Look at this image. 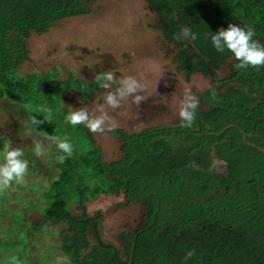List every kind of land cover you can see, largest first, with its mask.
I'll list each match as a JSON object with an SVG mask.
<instances>
[{"label": "trees", "instance_id": "trees-1", "mask_svg": "<svg viewBox=\"0 0 264 264\" xmlns=\"http://www.w3.org/2000/svg\"><path fill=\"white\" fill-rule=\"evenodd\" d=\"M93 1L0 0V100L27 107L31 119L40 121L34 125L40 134L64 137V126H71L65 120V93L75 87L86 101L99 85L59 84L55 73L21 75L20 67L30 59L25 39L91 14ZM146 2L179 51V73L187 81L194 74L211 79L202 96L205 107L198 106L191 128L179 121L132 134L113 130L124 156L111 162L86 127H73L80 141L44 192L43 217L66 226L61 251L72 264H264V66L239 68L232 54L217 52L210 39L233 24L253 29L254 39L264 44V0ZM182 29L185 35L196 33V40L178 39ZM225 65L231 73L220 78ZM41 106L51 110L48 120ZM215 158L228 165L225 178L212 168ZM120 194L127 205L147 208L145 226L124 234L125 252L102 240V212L87 211L100 196Z\"/></svg>", "mask_w": 264, "mask_h": 264}, {"label": "rangeland", "instance_id": "rangeland-1", "mask_svg": "<svg viewBox=\"0 0 264 264\" xmlns=\"http://www.w3.org/2000/svg\"><path fill=\"white\" fill-rule=\"evenodd\" d=\"M91 9L87 16L66 19L48 33H33L25 39L30 59L22 64L19 73L23 76L33 72L42 76L55 73L58 77L54 81L59 84L77 80L99 85L96 76L112 71L114 78L133 76L141 82L144 91L139 94L145 99L138 106L131 98L126 99L118 109L109 110L111 123H106L103 133L89 131L94 145L111 162L123 156L122 140L111 134L113 130L125 129L132 134L153 127H173L180 121L178 111L185 90L198 99L199 94L211 88L212 81L201 74H194L187 81L179 73V51L159 29V18L146 0H94ZM230 73L228 65L218 72L220 78ZM109 90L99 87L91 99L84 101L72 87L64 95L63 108L67 112L69 107L71 110L87 107L91 111L95 104H104L101 97ZM151 105H162L167 111L151 113ZM112 124L115 127L108 130ZM64 127H67L64 137L75 152L76 142L80 141L75 126ZM49 137L37 132L27 107L8 99L0 100V149L4 140H10L14 147L24 150V158L29 162L23 184L0 190V261L15 255L23 264H52L55 255L62 253L60 232L66 226L51 225L43 217L44 192L58 178V165L62 162L58 159L61 153ZM33 140L45 149L40 157L32 151ZM126 203L120 194L102 195L87 204L91 216L99 211L103 214L102 240L123 252L128 246L124 234L143 228L147 212L143 205ZM72 210L75 215L80 214L74 204Z\"/></svg>", "mask_w": 264, "mask_h": 264}, {"label": "clouds", "instance_id": "clouds-1", "mask_svg": "<svg viewBox=\"0 0 264 264\" xmlns=\"http://www.w3.org/2000/svg\"><path fill=\"white\" fill-rule=\"evenodd\" d=\"M191 38L196 40V33L188 31L184 34L182 29L178 39ZM212 47L219 53L226 50L230 52L233 58L238 61L239 68H255L264 66V44L254 39V31L251 28H244L229 24L226 29H220L215 34H210ZM99 81V87L109 90L103 93L101 99L104 104H95L90 111L87 107H81L71 110L65 116V120L72 126L84 125L92 133H103L106 123H111L109 110L118 109L122 102L131 98L134 105H139L145 97L139 93L144 91V85L133 76H122L114 78L112 71L102 72L96 76ZM185 90L183 101L179 105L178 116L180 127L191 128L197 115V98L187 94ZM40 111L44 114L43 119L48 120L51 116V110L47 106H41ZM32 125L40 123L36 118L31 119ZM115 127L112 124L108 130ZM55 144L59 155L58 159L63 161L65 155L70 156L73 151L72 143L67 137H49ZM33 153L40 157L45 149L39 141L33 140ZM24 150L20 147H14L10 140H4L3 147L0 149V190L8 189L12 185H21L25 181L29 162L24 158ZM192 253H187L191 257ZM186 257V259H187ZM0 264H23L15 255L0 261ZM52 264H71L70 258L65 254H56Z\"/></svg>", "mask_w": 264, "mask_h": 264}, {"label": "flooded vegetation", "instance_id": "flooded-vegetation-1", "mask_svg": "<svg viewBox=\"0 0 264 264\" xmlns=\"http://www.w3.org/2000/svg\"><path fill=\"white\" fill-rule=\"evenodd\" d=\"M206 91L207 90H205L204 92H202L201 94L198 95L197 102L200 103L199 107H201V108H204L205 107V105L203 104V98H202V96H203V94ZM149 111H151V113H154V114L155 113H161L163 111H167V107H163L162 105H159V106H157V105H151ZM153 128H161V127H153ZM148 129H152V128H148ZM145 130H147V129H145ZM221 162L222 161H220L219 159L215 158L214 161H213V165H212L213 167L212 168L215 170V173L216 174L220 175L223 178V176H226V174L224 172V167H223L224 165ZM134 205H143L144 207H146L145 204H143V203H137V204H134ZM146 219H147V212H146L145 220Z\"/></svg>", "mask_w": 264, "mask_h": 264}, {"label": "water", "instance_id": "water-1", "mask_svg": "<svg viewBox=\"0 0 264 264\" xmlns=\"http://www.w3.org/2000/svg\"><path fill=\"white\" fill-rule=\"evenodd\" d=\"M244 138H245V140H246V136H244ZM247 142V141H246ZM248 143V142H247ZM224 166V172H225V174L227 175V173H228V169H227V164L225 163V162H221ZM226 176H223V178H225Z\"/></svg>", "mask_w": 264, "mask_h": 264}, {"label": "crops", "instance_id": "crops-1", "mask_svg": "<svg viewBox=\"0 0 264 264\" xmlns=\"http://www.w3.org/2000/svg\"><path fill=\"white\" fill-rule=\"evenodd\" d=\"M123 157V156H122ZM132 205H134V204H132Z\"/></svg>", "mask_w": 264, "mask_h": 264}]
</instances>
